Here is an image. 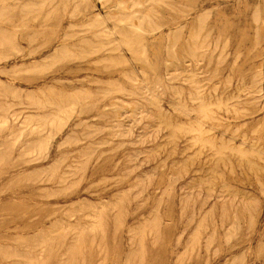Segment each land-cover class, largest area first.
<instances>
[{
  "label": "rangeland",
  "instance_id": "obj_1",
  "mask_svg": "<svg viewBox=\"0 0 264 264\" xmlns=\"http://www.w3.org/2000/svg\"><path fill=\"white\" fill-rule=\"evenodd\" d=\"M5 7L0 264H264V0Z\"/></svg>",
  "mask_w": 264,
  "mask_h": 264
},
{
  "label": "bare ground",
  "instance_id": "obj_2",
  "mask_svg": "<svg viewBox=\"0 0 264 264\" xmlns=\"http://www.w3.org/2000/svg\"><path fill=\"white\" fill-rule=\"evenodd\" d=\"M5 1L6 0H0V4H1V8H0V13H2L4 10H6L5 8ZM116 1V0H115ZM121 2L116 3V5H120ZM27 6V5H26ZM29 14V13H28ZM106 17V16H105ZM100 18V17H99ZM255 19L257 20V17L255 16ZM116 21L118 23H124L125 20L122 18H118L116 19ZM131 22L128 23L126 22L125 24L131 28H133V33L127 32L124 35H122V42L121 44L126 46L134 55H143L144 51H145V40H146V36H148L149 33L153 32L154 29L152 27L149 26V28L144 29L141 26V22H142V17L139 16H132ZM90 27V26H89ZM111 31V30H110ZM136 32V34H135ZM6 36V35H5ZM209 36V35H208ZM197 38L198 35L194 34L192 36V42L188 43L185 45V47L187 48L186 52L188 54V56H196L197 55V50L199 47H201L202 45L197 44ZM207 39V37H206ZM119 44V43H118ZM83 45V44H82ZM204 45V44H203ZM92 49V48H90ZM95 50V48H93ZM92 52V51H90ZM255 82V87H258L259 82H261V80H258V78L254 81ZM261 89V88H260ZM15 93V92H14ZM16 94V93H15ZM178 94V93H177ZM155 96V95H154ZM201 109H202V114L204 116H206L205 112L203 111L204 107H202L201 105ZM60 114V113H59ZM58 114V115H59ZM143 114V113H142ZM53 115H57L56 113ZM53 115L51 116V118H53ZM57 115V116H58ZM55 117V116H54ZM48 118H50V116H48ZM57 118V117H56ZM32 119V118H31ZM54 119V118H53ZM51 119V120H53ZM50 120V121H51ZM26 121V120H25ZM45 122V121H44ZM46 123V122H45ZM44 123V124H45ZM50 123V122H49ZM53 123V122H51ZM50 123V124H51ZM43 124V123H42ZM43 124V125H44ZM47 124V123H46ZM49 124V125H50ZM20 125V124H19ZM21 126V125H20ZM25 126V125H23ZM29 127V126H28ZM37 127V126H36ZM39 129V128H38ZM33 131V130H32ZM36 131V130H35ZM193 131H197V133H200L197 129H194ZM21 133V132H20ZM14 136V135H13ZM19 139V138H18ZM198 140H200V138H198ZM19 141V140H18ZM110 143V142H109ZM82 206V205H81ZM90 229V228H89Z\"/></svg>",
  "mask_w": 264,
  "mask_h": 264
}]
</instances>
